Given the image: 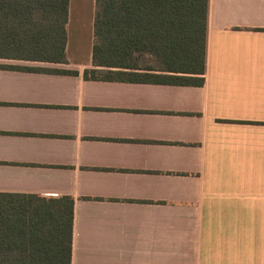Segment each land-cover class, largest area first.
I'll return each instance as SVG.
<instances>
[{
  "label": "crops",
  "instance_id": "1",
  "mask_svg": "<svg viewBox=\"0 0 264 264\" xmlns=\"http://www.w3.org/2000/svg\"><path fill=\"white\" fill-rule=\"evenodd\" d=\"M94 7L0 59V196L70 198V264H264V0H209L201 86L85 79Z\"/></svg>",
  "mask_w": 264,
  "mask_h": 264
},
{
  "label": "trees",
  "instance_id": "2",
  "mask_svg": "<svg viewBox=\"0 0 264 264\" xmlns=\"http://www.w3.org/2000/svg\"><path fill=\"white\" fill-rule=\"evenodd\" d=\"M209 0H95L85 79L201 86ZM68 0H0V59L65 63ZM168 73L154 76L141 60ZM129 70L130 72L112 71ZM73 201L0 196V264H70Z\"/></svg>",
  "mask_w": 264,
  "mask_h": 264
},
{
  "label": "rangeland",
  "instance_id": "3",
  "mask_svg": "<svg viewBox=\"0 0 264 264\" xmlns=\"http://www.w3.org/2000/svg\"><path fill=\"white\" fill-rule=\"evenodd\" d=\"M140 64L145 66H150L152 69L156 71H160L162 69V66L153 59L145 58L144 60H141Z\"/></svg>",
  "mask_w": 264,
  "mask_h": 264
}]
</instances>
